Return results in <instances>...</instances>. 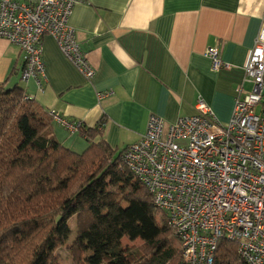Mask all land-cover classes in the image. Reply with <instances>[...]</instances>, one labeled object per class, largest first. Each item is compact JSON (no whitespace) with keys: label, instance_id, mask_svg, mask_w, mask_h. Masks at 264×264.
Listing matches in <instances>:
<instances>
[{"label":"crops","instance_id":"obj_1","mask_svg":"<svg viewBox=\"0 0 264 264\" xmlns=\"http://www.w3.org/2000/svg\"><path fill=\"white\" fill-rule=\"evenodd\" d=\"M263 22L264 0H83L75 4L70 24L94 78L88 79L55 37L46 35L47 77L40 90L34 80L21 79L20 47L0 37V83L21 80L25 94L46 112L98 127L113 148L123 151L147 133L152 114L168 126L195 114L199 99L227 124L238 96L252 90L246 66ZM214 46L225 66L213 67L208 50ZM51 129L68 147L87 148L81 131L71 132L55 118ZM75 133L81 136L71 139Z\"/></svg>","mask_w":264,"mask_h":264},{"label":"built area","instance_id":"obj_2","mask_svg":"<svg viewBox=\"0 0 264 264\" xmlns=\"http://www.w3.org/2000/svg\"><path fill=\"white\" fill-rule=\"evenodd\" d=\"M83 0H1L0 37L23 52L21 79L43 89L44 37L88 78L95 69L70 24ZM213 67L225 66L220 48L208 50ZM252 90L238 96L227 124L199 99L196 113L165 125L151 115L147 133L123 154L128 168L166 212L186 264H214L220 240L237 246L243 264H264V22L246 66ZM54 118L71 132L79 124ZM165 128L167 130H165Z\"/></svg>","mask_w":264,"mask_h":264},{"label":"trees","instance_id":"obj_3","mask_svg":"<svg viewBox=\"0 0 264 264\" xmlns=\"http://www.w3.org/2000/svg\"><path fill=\"white\" fill-rule=\"evenodd\" d=\"M8 81L0 83V264H57L71 238L77 264H186L182 246L168 243L166 212L125 163L126 148L83 123L76 131L87 148L68 147L51 133L52 113ZM123 238L143 241L152 256L132 263ZM214 264H243L236 244L220 240Z\"/></svg>","mask_w":264,"mask_h":264},{"label":"rangeland","instance_id":"obj_4","mask_svg":"<svg viewBox=\"0 0 264 264\" xmlns=\"http://www.w3.org/2000/svg\"><path fill=\"white\" fill-rule=\"evenodd\" d=\"M33 80V79H32ZM19 84L25 88V84L23 82H21V80L19 81ZM46 110V109H44ZM56 128H58V126H56ZM51 133H52V129L50 128ZM165 130H167L165 128ZM70 134V132H69ZM73 137H71V139H75L78 138V136H81L80 133H75L72 135ZM75 136V137H74ZM71 145L70 143L67 145L69 146ZM83 151V150H80ZM123 204L124 201L122 202ZM128 204V203H127ZM71 225L74 229V231H76L75 227V220L73 219L71 221ZM171 230V229H170ZM169 237V245L177 248L180 244H179V240L177 239V237L175 236V233H173L171 231V234L168 235ZM74 238H71L69 242L65 243V245L62 248H59L56 252V263L57 264H77V262L74 260V257L71 255L69 249H71L72 247V241ZM122 246L124 248V251L127 252L128 254V259L134 263L138 260H145V259H149L152 256V251H150L148 249V246L145 245V243L141 240H136V241H131L128 238H123L122 240Z\"/></svg>","mask_w":264,"mask_h":264}]
</instances>
